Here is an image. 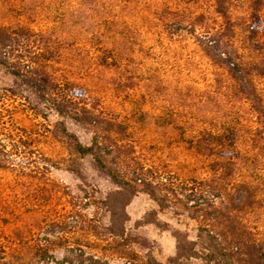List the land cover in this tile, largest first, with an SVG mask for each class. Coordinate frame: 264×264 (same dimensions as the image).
<instances>
[{
    "label": "rangeland",
    "instance_id": "374dc122",
    "mask_svg": "<svg viewBox=\"0 0 264 264\" xmlns=\"http://www.w3.org/2000/svg\"><path fill=\"white\" fill-rule=\"evenodd\" d=\"M0 28V264H227L176 259L204 228L264 264V0H0Z\"/></svg>",
    "mask_w": 264,
    "mask_h": 264
},
{
    "label": "trees",
    "instance_id": "16d2710c",
    "mask_svg": "<svg viewBox=\"0 0 264 264\" xmlns=\"http://www.w3.org/2000/svg\"><path fill=\"white\" fill-rule=\"evenodd\" d=\"M20 38L16 36L15 31H8L7 28H0V51L5 52V49L11 47L17 42H20ZM6 58V57H5ZM2 58L1 62L8 67H11L9 58ZM29 64V63H28ZM31 65V64H29ZM16 74H21L20 70L13 71ZM72 144L75 146L76 150L80 153H92L93 148L88 145L82 144L72 133L67 134ZM212 136V135H211ZM216 142L219 144V152L222 156H233L235 155V139H236V128L234 125H229L223 127L218 133L213 135ZM133 188L136 191H146L148 192L158 204H161V198L155 193V191L150 187L149 183L146 181H135ZM204 230L205 238L200 241L188 240L184 238L179 230L174 231L176 236V259L180 258H191L197 257L199 253L204 255L208 260L215 262H224L227 264H234L231 255L227 248L224 246V242L219 239L215 234L207 229ZM202 235L201 232L198 234ZM94 262H99L97 258L89 257ZM149 263V261H148ZM152 263H157V261H152Z\"/></svg>",
    "mask_w": 264,
    "mask_h": 264
}]
</instances>
